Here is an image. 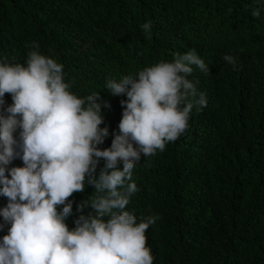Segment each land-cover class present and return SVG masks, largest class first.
I'll return each instance as SVG.
<instances>
[{"label":"trees","instance_id":"1","mask_svg":"<svg viewBox=\"0 0 264 264\" xmlns=\"http://www.w3.org/2000/svg\"><path fill=\"white\" fill-rule=\"evenodd\" d=\"M148 21L150 34L141 28ZM33 42L63 65L69 91L99 93L111 105L102 107L100 127L109 129L102 150L127 99L107 82L195 50L210 71L191 65L187 78L199 81L207 106L193 107L189 127L164 151L141 155L129 181L138 191L124 210L137 223L159 217L145 233L153 264H264V0H0V62L27 66ZM4 99L5 108L13 103L11 94ZM23 166L17 158L8 168ZM104 166L101 158L97 179ZM94 191L86 179L85 191L69 197L70 230L80 204L103 195ZM7 204L0 196V209ZM0 224L2 241L11 225L2 216Z\"/></svg>","mask_w":264,"mask_h":264},{"label":"clouds","instance_id":"2","mask_svg":"<svg viewBox=\"0 0 264 264\" xmlns=\"http://www.w3.org/2000/svg\"><path fill=\"white\" fill-rule=\"evenodd\" d=\"M252 15L259 17V9ZM141 28L150 34L152 22ZM31 48L27 66L0 62V196L8 198L0 216L11 225L0 241V264H153L145 233L159 217L137 223L124 210L138 191L135 182L129 183L132 170L142 154L164 151L167 142L187 130L194 106H207L206 94L197 91L199 81L187 76L191 65L205 73L209 67L192 50L174 62L145 67L136 76L109 80L106 89L127 99L121 101L119 131L102 150L98 145L109 132L100 127L102 107L111 105H102L99 93L78 98L69 91L63 65L42 54L39 43ZM223 59L235 69L233 56ZM6 93L13 103L5 108ZM17 158L24 166L9 169ZM101 158L105 166L97 179ZM121 162L123 170L117 167ZM86 179L103 195L80 204L70 230L65 222L73 213L69 197L85 191ZM89 205L93 211L85 215Z\"/></svg>","mask_w":264,"mask_h":264}]
</instances>
